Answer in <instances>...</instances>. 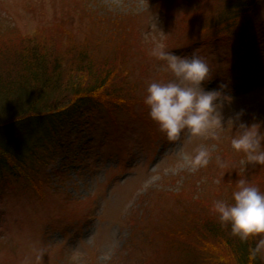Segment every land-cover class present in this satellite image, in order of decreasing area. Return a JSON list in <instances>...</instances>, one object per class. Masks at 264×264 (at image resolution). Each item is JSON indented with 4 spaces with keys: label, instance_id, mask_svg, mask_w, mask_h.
<instances>
[{
    "label": "rangeland",
    "instance_id": "rangeland-1",
    "mask_svg": "<svg viewBox=\"0 0 264 264\" xmlns=\"http://www.w3.org/2000/svg\"><path fill=\"white\" fill-rule=\"evenodd\" d=\"M70 1L0 0V22L22 32L56 20L77 24L83 18L69 11ZM90 1L108 19L113 13H132L129 22L140 32L145 53L131 56L128 68L142 100L102 108L77 134L73 156L55 164L51 183L32 189L19 181L6 189L0 197V264H34L37 249L45 251L40 264H193V256L174 249L172 239L190 214L209 215L214 201L228 199L215 178L233 170L237 181L251 180L263 170L231 151L236 126L227 123L243 110L241 121L260 124L264 132V8L254 7L251 22L263 28L246 35L249 54L239 61L252 65L233 72L229 61L235 47L226 38L202 44L199 37L189 38L192 31L178 28L182 7L197 6L201 13L221 3L236 5L233 0H166L165 12L159 0ZM178 3L179 10L173 7ZM157 46L178 56L206 58L212 71L206 91L227 85L223 91L231 100L222 109L225 127L219 140L184 133L168 141L148 113L142 114L147 85L171 79L153 55ZM146 62L154 67L155 78L152 72L141 73L138 65ZM199 146L209 147L212 159L207 167L193 169L190 159ZM217 157L227 166L221 168Z\"/></svg>",
    "mask_w": 264,
    "mask_h": 264
},
{
    "label": "trees",
    "instance_id": "trees-1",
    "mask_svg": "<svg viewBox=\"0 0 264 264\" xmlns=\"http://www.w3.org/2000/svg\"><path fill=\"white\" fill-rule=\"evenodd\" d=\"M159 1L167 11V1ZM233 1L236 5L221 3L201 13L197 6L182 7L178 28L192 31L189 38L199 37L202 44L223 36L235 47L230 71L248 70L252 64L241 66L239 61L249 54L246 35L263 28L253 25L251 16L257 4L264 8V0ZM69 11L82 21L56 20L34 25L28 32L0 22V197L19 181L32 189L51 183L55 164L73 156V144L85 124L102 108H124L139 98L128 60L145 52L140 32L129 22L132 13H113L108 19L90 0H71ZM138 66L145 76L155 71L148 62ZM147 113L144 106L142 114ZM222 172L215 179L230 200L235 171ZM263 175L264 167L249 180L262 191ZM189 217L171 244L190 253L193 264L199 260L200 264H264L261 256L250 255L255 241L242 243L233 237L212 210L209 215ZM186 241H190L187 247Z\"/></svg>",
    "mask_w": 264,
    "mask_h": 264
},
{
    "label": "clouds",
    "instance_id": "clouds-1",
    "mask_svg": "<svg viewBox=\"0 0 264 264\" xmlns=\"http://www.w3.org/2000/svg\"><path fill=\"white\" fill-rule=\"evenodd\" d=\"M153 55L171 74L167 81H152L147 85L143 103L148 117L168 141H178L184 133L191 137H210L219 140L223 131L222 109L231 98L225 95V84L218 90L206 91L204 85L211 81L212 71L206 58L196 55L178 56L163 46H157ZM243 110L230 118L227 125L236 126L231 147L243 153L247 164L264 167V132L260 124L248 125L241 121ZM237 122L238 125H237ZM212 159L209 147L199 146L190 159L193 169L207 167ZM217 164L226 163L217 157ZM231 183V182H229ZM230 200H216L212 211L220 224L230 227L231 235L242 243L255 241L250 255L264 258V191L246 178L234 183ZM44 249H37L34 264H40ZM32 264V261H25Z\"/></svg>",
    "mask_w": 264,
    "mask_h": 264
}]
</instances>
